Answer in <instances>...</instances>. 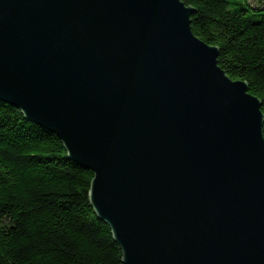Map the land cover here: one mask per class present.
I'll return each mask as SVG.
<instances>
[{"label":"water","instance_id":"obj_1","mask_svg":"<svg viewBox=\"0 0 264 264\" xmlns=\"http://www.w3.org/2000/svg\"><path fill=\"white\" fill-rule=\"evenodd\" d=\"M181 0H0V101L91 170L123 264H264V114Z\"/></svg>","mask_w":264,"mask_h":264},{"label":"trees","instance_id":"obj_2","mask_svg":"<svg viewBox=\"0 0 264 264\" xmlns=\"http://www.w3.org/2000/svg\"><path fill=\"white\" fill-rule=\"evenodd\" d=\"M220 68L247 83L264 114V0H181ZM91 170L59 137L0 101V264H123L93 209Z\"/></svg>","mask_w":264,"mask_h":264}]
</instances>
